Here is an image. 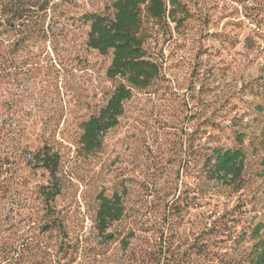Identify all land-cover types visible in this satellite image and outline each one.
Segmentation results:
<instances>
[{"label":"rangeland","instance_id":"obj_1","mask_svg":"<svg viewBox=\"0 0 264 264\" xmlns=\"http://www.w3.org/2000/svg\"><path fill=\"white\" fill-rule=\"evenodd\" d=\"M110 1L76 0L52 42L32 47L22 69L14 60L10 83L0 85L14 113L0 120V136L47 141L60 156L54 205L64 223L45 232L44 221L31 220L48 172L23 159L6 165L0 264H235L250 246L235 243L243 226L264 223V0H185L179 28L150 22L161 76L133 92L101 148L86 154L82 124L114 81L111 57L90 49L87 28L71 17ZM239 137L248 147L241 177H212L207 156L238 148ZM116 196L123 216L102 236L101 197ZM33 239L48 242L53 257ZM61 242L72 255L58 253Z\"/></svg>","mask_w":264,"mask_h":264},{"label":"trees","instance_id":"obj_2","mask_svg":"<svg viewBox=\"0 0 264 264\" xmlns=\"http://www.w3.org/2000/svg\"><path fill=\"white\" fill-rule=\"evenodd\" d=\"M75 1L0 0V85L10 83V71L16 68L13 66L14 60L22 59V62L17 63V68L22 69L32 54V47L37 43L52 42L56 35L54 29L57 27V19L68 17L70 8L77 5ZM187 13L185 0H111L103 12L85 10L71 17L87 28L86 45L102 56L111 57L107 77L114 81V88L98 113L91 115L82 124L79 144L86 154L101 148L103 136L118 125L124 114V104L131 99L133 92L148 89L161 76V65L150 44L154 34L150 22L168 28L173 24L179 28L186 21ZM10 103L8 98L0 95V120L14 117V113H10ZM237 142L239 147L236 149L214 148L207 156L206 166H211L212 177L230 181L241 177L248 147L244 145L242 137ZM33 145L23 144L20 139L0 136V178L6 165L15 164L21 159L26 160L33 170L48 172L51 183L35 187L42 206L40 211L44 214L41 216L40 211L31 212V220L44 221L45 232L55 228L63 230L64 223L61 217L57 218L54 205L60 194L56 177L60 156L47 141H38ZM4 193L0 192V200L5 197ZM122 216L123 208L118 196L101 197L97 213L100 235H105L111 223L120 220ZM33 240L31 245L53 257L48 242ZM235 243H250L237 256L235 264H264L263 222L243 226ZM58 253L65 257L72 255V252H65L64 242L59 244Z\"/></svg>","mask_w":264,"mask_h":264}]
</instances>
